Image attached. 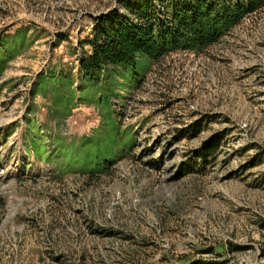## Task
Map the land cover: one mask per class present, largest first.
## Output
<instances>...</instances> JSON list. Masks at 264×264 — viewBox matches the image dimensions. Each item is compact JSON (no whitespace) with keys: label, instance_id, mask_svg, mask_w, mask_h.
Here are the masks:
<instances>
[{"label":"rangeland","instance_id":"obj_1","mask_svg":"<svg viewBox=\"0 0 264 264\" xmlns=\"http://www.w3.org/2000/svg\"><path fill=\"white\" fill-rule=\"evenodd\" d=\"M115 5L0 0V264H264V8L85 85Z\"/></svg>","mask_w":264,"mask_h":264},{"label":"trees","instance_id":"obj_2","mask_svg":"<svg viewBox=\"0 0 264 264\" xmlns=\"http://www.w3.org/2000/svg\"><path fill=\"white\" fill-rule=\"evenodd\" d=\"M263 8L264 0H116L113 9L94 18L91 32L78 43L88 46L78 56V79L97 85L108 81L113 70L134 69L138 58L156 62L174 51L200 52ZM217 142L204 144L203 157L211 155ZM183 264L234 263L212 258Z\"/></svg>","mask_w":264,"mask_h":264}]
</instances>
